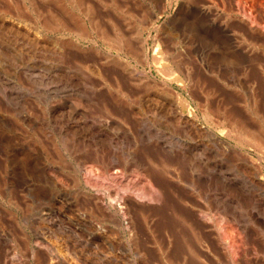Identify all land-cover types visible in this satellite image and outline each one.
<instances>
[{"label":"bare ground","instance_id":"obj_1","mask_svg":"<svg viewBox=\"0 0 264 264\" xmlns=\"http://www.w3.org/2000/svg\"><path fill=\"white\" fill-rule=\"evenodd\" d=\"M36 2L38 0H19L12 9L17 11L19 17H23L28 10L37 12L35 21L43 18L45 27L69 29L63 16V19L58 17L59 13L52 12V8V11L44 10L47 14L42 11L45 13L42 14V6ZM231 2H235V8L233 4L232 10L221 16L222 10L219 6L215 7L211 20L220 25V48L225 47L226 50L225 54H219L220 61L223 62L225 56H229V63L239 62V58H242L240 61H248L247 64L243 62L246 66L244 72L250 73L253 79L250 84L247 83L251 88L246 85L250 89L247 94L251 92V96L246 98V104L252 113L248 108L245 109L249 111V115L258 118L257 121V118L253 119L256 124L246 122L244 115V119L238 114L233 115L234 111L226 114L222 109H216L217 103L215 108L207 105L206 103L211 102L209 100L205 104L198 102L199 104L192 105L187 97L169 92L168 89L167 92L161 88L166 91H159L162 94L152 91L153 89L149 91V88H146L147 91L135 92L122 89L119 85L114 87V84V93L113 90L100 91V97L106 100L107 97L117 95L113 99H118L119 95L127 98L131 94L133 98L139 97L141 104H146V114L156 118L148 119L145 114L140 115L130 105H126L131 115L129 120H125H128L126 128L136 133L134 146L129 149L127 147L128 150L123 151L120 160L113 156V159L104 161L95 157V154L86 161L85 153H88H84L81 148L88 145L80 147L81 142L86 145L85 141L90 139L119 138L125 132V125L121 122L124 119L119 120L118 116L105 119L96 117L99 119L97 121L90 119L85 114V107L74 100L76 96L87 98L89 95L77 92L72 85V88L66 87L68 84L56 87L44 82V86L37 83L30 91L11 86L5 88L6 85H2L0 100L3 98L6 106L0 108V157L5 156V182L9 186L7 189L20 186L21 193L26 195L25 199L29 202L31 199V204H35L36 214H30L31 211L28 210H21L19 213L18 202L12 200L13 193L10 194L11 198L6 196L11 201L6 212L1 210L4 206L1 207L0 203V264H264V113H259L262 99L258 98L257 93L260 81H264V0ZM74 3L80 6L79 13L83 16H74L65 10L63 13L74 18L80 33L94 36L98 31L97 35L108 39L110 45L118 50L123 48L129 54L133 53L135 48L132 51V37L116 31L117 24L115 28L114 24L113 28L110 26L114 30L109 27L108 30L105 27L107 23L105 26L104 23L101 25L99 22L102 21L95 18L96 13L87 0H76ZM10 6L9 4L8 8ZM257 6L263 15H254L256 12L253 10ZM204 9L207 14L212 10L210 6ZM6 15V11L0 14V21L5 24L3 26L16 36L17 33L22 34L23 31L19 32L20 22L14 23V19ZM215 15L224 18L218 21L221 17L216 18ZM233 19L238 25H230H237L241 30L238 37L233 32L235 39L228 33L230 25L227 29L225 27ZM92 29L95 32H91ZM133 31L130 32L132 35L138 32L135 30L133 34ZM12 33L7 31V35L11 36ZM37 35L26 29L24 39L26 38L25 45L29 49L37 48L40 44H51L46 36H42L43 40H40ZM133 39L136 41L135 37ZM137 39L139 44H134L139 45L145 55L143 48L146 38L139 34ZM158 48L157 42L154 61L159 64L165 57L163 58V52ZM179 56L171 58L178 67L179 62L186 61L183 57L180 58L184 61H178ZM117 58L113 60L116 62ZM174 65L162 64L159 68L171 75L172 70L178 69ZM188 69L190 68L187 67V73ZM235 71H232L233 74ZM187 73H183L185 78ZM116 76L118 77V73ZM137 79L139 82V78ZM119 84L122 85L121 82ZM240 85L238 79L233 88ZM190 92L193 93L192 90ZM29 94L35 98L39 113L34 109L30 111L23 108L25 104H22V99ZM196 96L198 95H194ZM235 98L236 103L237 96ZM41 100L46 103L40 104ZM225 105V108L232 107ZM229 110L226 112H230ZM199 112L209 120L212 127L200 123L197 118ZM248 118L252 119L250 116ZM12 119L14 122L10 123ZM26 126L33 132L27 134L31 130ZM168 128H179L182 135L170 134L171 132L166 131ZM217 128H221V133L225 132L227 138L220 137ZM17 129L21 131L18 133ZM38 133L46 138L50 148L47 147V141L42 142L44 139L34 138ZM58 135L62 139L59 137L61 145L56 141ZM136 146L140 148L139 155L135 151ZM249 147L253 152L255 150L254 156L246 150ZM68 153L73 155L75 162L68 159Z\"/></svg>","mask_w":264,"mask_h":264},{"label":"rangeland","instance_id":"obj_2","mask_svg":"<svg viewBox=\"0 0 264 264\" xmlns=\"http://www.w3.org/2000/svg\"><path fill=\"white\" fill-rule=\"evenodd\" d=\"M14 1L16 2L19 0H0V14L5 13L6 11L7 13L6 16L7 17L11 16L10 18L14 19V23L20 22L19 24L21 25L20 26L21 30L19 32L23 31L24 34L23 32L22 34L17 33V36H16V34H13L8 29H6L3 26L5 24L2 23V21H0V86H1L0 89L3 87L2 85H6L5 88L6 87L9 88L11 86V87L19 88L25 91H30L32 90L31 88H33L37 83H38L37 85L44 86L45 84L44 82H49L50 85H53L56 87L57 86L65 87L68 84L66 87L68 86H69L68 88L73 87V89L77 90V92L79 91L81 93L83 92V95L84 94L89 95V97L87 98L85 96L79 97L75 95L76 97L74 98V100L76 103H80L82 104L83 107H85V111H86L85 114H87L89 118L91 117L90 119L97 121L99 119L108 118L109 116L111 117L118 116L117 118L119 120L124 119V120H121V122H123L125 125L123 126L125 128V132H123V134L118 136L119 138H117V136L112 137L111 139L108 138L107 139L108 141L104 139H101V140L94 139V141L96 140L95 143H93L94 142L93 139L92 140L90 139L89 141H85L86 145L81 142L80 147L88 145V147L81 148L83 149L82 151L84 153L85 152L88 153V154L85 153L86 161L90 160L91 156H95V154H96L95 157H97L98 159L104 160V161H109L110 158L113 159V156H114V159L115 157H117L118 159L117 158L116 159L120 160L121 159L120 157L122 156L123 151H125L127 147L129 149L134 146V144L136 143V140H135L136 133L134 130L131 131L128 129V127L126 128V125H128L126 122L131 118L129 109L127 110L126 105H130L140 115L145 114V117H147L148 119L150 117H154V116L148 115V113L146 114L145 113L146 108H147L146 104H143L144 102H142L141 104L140 98L139 97L133 98V95L131 96V94L128 96L129 98L128 97L125 98L119 95L117 97L118 99H113V98H116L117 96V95H114L113 97H107L105 100L102 97H100V93H99L100 91L105 92L107 90L108 91L110 90L111 92L113 90L112 92L114 93L116 89L114 87H117L118 85L120 87L122 86V89H125V90L127 89L128 91H135V90L145 91L146 88L147 89L149 88L148 89L149 91L153 89L152 91H155L157 93L159 91L164 93L168 89L169 92L173 91L172 93L174 94L178 93L182 97H185V98L187 97V99L192 103V105L199 104L198 102H200V104L201 103L205 104L209 100L211 102L206 103L207 105L214 107L216 106L215 104L217 103V107L218 106L219 107L218 108L216 107V109H220V110L222 109L221 111H224V113L226 114H232L234 111L233 115L238 114L242 118L244 115L245 119L244 118L243 119L248 123L251 121L250 122L251 124H253L254 122H255L254 124H256V121L258 120L256 116L254 117L252 114L249 115V111L251 110L249 109L250 108L249 105L246 104L248 101V100L246 101V98L248 96L249 97L251 96L250 95L251 92L247 94V92L250 91V89L248 90L247 86L249 85L247 83L250 84V82H252V79H253L252 76H250L251 75L250 73H248L249 76L247 77L248 74L244 72L246 71V66L244 64H247L248 61L247 62L240 61L242 58L241 59L239 58V62L238 61L232 62L234 64L237 63L236 65H234L232 63H229L230 62L229 56L227 58L225 56L223 62H221L219 59V56H220L219 54L222 52L223 54H225L226 50L224 49L225 47L220 48V43H221V41L219 40V35L221 34L219 31L220 25H218V23L214 24V22H212L211 20V17L213 16V14H215V11H214L215 7L219 6L218 8L222 10L223 13L221 16H224V12H230V10H232L231 8L233 7L232 6L233 4L235 5L234 6L235 8L236 4L235 2L232 4L231 0L230 2L229 0H87L92 5L94 13H96V15H94L95 18L97 20L99 19L98 21L100 20L102 21V22H99L101 25H103L102 23H104V26H105L107 23L105 27H107V29L109 30V28L110 29L113 28L112 24H114V28L118 26L115 28L116 31L118 32L120 31L122 35L124 34L129 35L130 38L132 37V39L130 40L129 38V40L132 42V46H133L132 51L134 48L135 50L133 51V53H130L131 55L127 53L126 50L124 51L123 48L121 50H123L124 52L110 45L109 44L110 41H108V39L98 36L100 34L97 35L98 31L95 32V30L92 29L91 32L93 31L95 32L94 36H86L80 33V31H78L77 26L75 25L74 18H69V16L65 15L66 14L65 12L63 13V10H65L67 11V13H71V14L73 13V15L81 14L79 13L81 11L80 6L74 3L76 0H70V1L69 0H38V2H36L42 6V7L40 6L43 9V10H40L41 12L47 9L49 10L51 8L53 9V11L51 9L52 12L56 14L58 12L59 13L58 15H60L58 17H61V19L64 18L63 20L66 23V26L69 28L68 30H62L61 28L58 29V27H56L55 28L56 30H55L54 29L55 26H50V27L46 26L47 28H50V30L47 29L42 23V21L44 22L43 18H41V20H38V22L35 21V18L38 16V14H36L37 12H30L28 10V12H24L23 17H19V14L16 13L17 11L15 12V10L12 9L14 8L13 5H15ZM240 3L241 2H239V4ZM9 4L11 6L8 8ZM64 5H65V8H63ZM207 6L208 7L210 6L212 9L208 11L209 12L208 14L205 13V9H204ZM7 9H10V10H7ZM256 9L259 10V12ZM256 9L253 10L254 13L256 12V14H254L255 16L263 15V13H261V10L258 9V6ZM47 11H44V12L47 14ZM44 12H42V14H45ZM96 16L99 18H97ZM221 16L215 15L216 18L221 17ZM32 17L34 18V20ZM107 17L109 19H107ZM110 18H112V21H110L111 20ZM223 18L224 17H221V19L218 18V21L223 20ZM106 20H109L110 22ZM85 21H89V20L85 19ZM231 21L232 20L226 23L225 25L226 29L228 28L227 26H229L231 23L237 24V21H235L234 19L233 21L235 22L233 21L231 22ZM233 25L234 24H232V26L231 25L229 26L230 30H228V33L231 37L235 39L236 37L235 34H237V37L240 36L238 34L241 32V30L238 29V26H237L238 24L236 26H233ZM234 27L236 31H234ZM25 28L29 32H32L35 35L38 34L37 36L40 37V40H43V37L45 38L46 36V38H49V40H51L50 41L51 44H49V46H47V44H44V45L42 44L43 46L40 44L41 46L39 45L37 46V48L31 47L29 49L25 45V41H26V38L24 39V37H26ZM6 30L10 34L12 33V35L11 36L10 34L7 35ZM131 30L132 31L136 30L135 32L140 31L141 33L137 32L136 33L137 36H136L133 31V34L135 35L134 36L132 35V33H130ZM36 31H37V34H36ZM139 34L141 35V37L146 38V41L144 43V48H143L145 55L142 54L143 53L142 48H140L139 45H137L138 46L137 47L134 44L135 42L136 44H139L137 43L138 42L137 38ZM13 36L15 37L13 38ZM133 37L136 38V41L135 39H133ZM157 42L159 44L158 49L161 51V53L163 52L162 53L163 58L165 57V59H162L159 64L154 61V54H155V48H156ZM133 44L135 45V47ZM165 49L167 52L165 51ZM32 50H35L34 51L35 53L32 52ZM107 55L108 57H110L109 59ZM176 56H179L178 61L179 60L181 61L182 57L184 60H186V61L182 60L184 62L178 63L181 69L177 65L175 66L174 63L172 62ZM112 57H114L113 59L117 57L119 58H117L118 60L116 59V62H115V60H113ZM171 58H174V59H171ZM241 62L242 64H239ZM243 62L245 63L243 64ZM183 63L185 64L184 66L182 65ZM186 63H188L189 65ZM162 64L163 65L165 64L174 65L178 69L173 67L176 69V71L172 70L173 72L171 71V75L168 73L165 74V72L163 71L164 69L161 71L160 69L162 68H159V66ZM232 65L234 66L240 65L241 66V67L239 66L240 68H242V66L244 67L243 69H240L238 66L234 67ZM187 67L190 68L188 69V73L186 70ZM231 67L233 69H231ZM237 68H239L238 72L241 71L239 72L241 75L237 72ZM234 69H236V71ZM30 71H32L33 75ZM128 71H130L129 72L130 74L128 73ZM232 71H235V73L237 72V74L239 75L237 76V74L235 73L233 74ZM117 73H118V77L116 76ZM183 73H187L186 78L184 77L185 74L183 75ZM219 73H223V74L220 75ZM230 73H232L231 77L229 76ZM245 73L247 75H245ZM166 76H169V77H166ZM104 77L105 78L107 77L106 80ZM114 77H116V79ZM32 78L34 80H32ZM136 78H139L140 81L138 82V79L136 80ZM168 78H170V80ZM230 78L231 79L233 78L232 80L233 82H235L232 86L231 84L233 82L232 80L230 81ZM107 79H109L110 81L109 80L107 81ZM132 79H135L137 82H135ZM235 79L237 81L239 79L240 84H241L240 86H242V87L238 86L239 89L236 86L237 88V89L235 88L236 90L233 88L235 87V84L237 82ZM223 81L225 82L223 83ZM107 82H110V83L112 82V83L107 84ZM119 82H121L122 85H120ZM260 82H261L260 87H257V89L259 88V91L257 93H259L258 98L262 99V103L260 102L261 105L259 104L260 107L258 106L259 107L258 110H260L259 112L260 114H263L264 113V106H263L264 87L262 86L264 85L262 84H264V81L263 82L260 81ZM114 84L115 86L113 87L112 85ZM218 84L220 85V88ZM70 85H72V87ZM149 86L154 87V88H151ZM161 88L165 89L166 91ZM261 89L262 91L260 92ZM91 90L92 92H90ZM190 90H192L194 94L190 92ZM201 92L203 94L207 92L206 93L207 95L206 94L201 95L202 94ZM197 93L199 94L201 93V94L199 95ZM260 93H263V95L260 96ZM234 94L235 95L238 94L236 95L237 96L236 101H238L236 103H235L236 96L233 97ZM244 94H247V95H244ZM194 95H198V96L194 97ZM203 97H204V100H203ZM229 97L233 99H230ZM109 98L110 100H108ZM34 100L35 98L32 95L31 96L30 94L27 95V97L22 99V102H23L22 104L23 105L25 104L23 108L24 109L27 108L25 110L30 109V111H33L34 109L35 112L39 113L40 109L35 104ZM44 100H46V98ZM48 100L49 99H47V101ZM201 100L203 101L201 102ZM0 101H1L0 104H2V107L0 108L3 109V106L4 107L6 106L4 104L5 101L3 100V98ZM222 102L227 104V106L228 105L232 106V107L229 106V108L226 107L227 110L231 109L229 110L230 112H226L227 110L224 107L226 105ZM39 103L45 104L46 102L41 100L39 101ZM117 104H120V105L117 106ZM261 106L263 109H261ZM245 108L246 109L248 108L249 111L248 110L246 111ZM244 109L245 111H243ZM238 110L240 111V113H238ZM250 113H252V111ZM201 114L202 113L199 112V115H197L201 119L200 120L199 117H197L200 123H202L203 125L205 124L206 126H211L209 120H207ZM92 116L93 117L95 116V119ZM124 116L128 118H125ZM249 116L250 118H252L251 120L248 118ZM96 117H98L99 119H97ZM254 118L255 119L257 118L256 121L253 120ZM126 119L128 120L125 122ZM11 122H14L13 119L10 120V123ZM2 127L4 128V124H2ZM26 127L27 129L30 128L28 126ZM93 129H96V127H94ZM177 129L174 128L172 130L171 128H168L166 129V131L167 132L169 131V133L171 132L170 134H174L177 136L182 135V130L180 131L179 129L178 131ZM17 130H18V133L19 131H21V129L20 130L17 129ZM221 130H222L221 128L220 129L217 128V134L219 136L221 135L220 137L222 138H227V136H225L226 133L223 131L221 133ZM24 132L27 133V131H24ZM30 132H33V131L31 130L27 134H30ZM38 135H41V133H38L37 136ZM37 136L34 137L33 135L35 139L37 138H38L37 140H39V138H41L40 140L44 139V141L42 142L46 143L47 140L46 138H44L43 135L38 136V137ZM59 137H60V140H62L61 136L58 135L56 138V141L58 142V144L61 145L62 143L59 140ZM46 144H48V141ZM49 145L50 144H48L47 147H49ZM138 147H137V150H135L136 152H138L137 155L140 154L139 152L140 148ZM246 150L249 151L250 154L252 153L253 156L256 154L255 150L253 152V150L250 149V147L247 148ZM2 156H1L2 158L0 157V164L2 163V165H0V173H1L0 174V186H1L0 187V190H1L0 191V200H1L0 203H1V207L4 206L5 208L2 207L1 210L2 211L4 210V212H6L9 209L8 206H10L11 201H9L8 198L9 197L11 198L10 194L13 193L12 200H14L15 202L16 201L18 202L17 204L19 205V208L17 207V210H19L18 211L19 213L21 212V210L23 211L28 210L29 212L31 211L30 214H36L35 209H34L35 204L34 205L31 204L32 202L31 199H30V202L27 198L25 199L26 195L24 193H21L22 191H20V186H17L14 188L10 187L13 192H11V190H8L10 188L7 189V187H9L8 184H6L5 182L7 166H6L5 156L4 155ZM68 159L70 161L75 162L73 155L70 153H68ZM7 191H10V192H7ZM14 195L16 196V199ZM6 196H9V197H6ZM20 197H21V200H20ZM23 197H24V200H23ZM6 199L9 202H7ZM20 203H23L22 204L23 207ZM31 205H33V208ZM28 207L29 208L31 207L30 208L31 210Z\"/></svg>","mask_w":264,"mask_h":264}]
</instances>
